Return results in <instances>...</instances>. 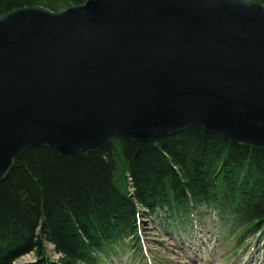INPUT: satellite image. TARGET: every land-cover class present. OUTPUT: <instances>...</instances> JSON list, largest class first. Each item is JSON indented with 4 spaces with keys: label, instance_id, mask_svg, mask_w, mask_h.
Returning <instances> with one entry per match:
<instances>
[{
    "label": "water",
    "instance_id": "water-1",
    "mask_svg": "<svg viewBox=\"0 0 264 264\" xmlns=\"http://www.w3.org/2000/svg\"><path fill=\"white\" fill-rule=\"evenodd\" d=\"M192 128L264 149L262 1L86 0L0 15V182L32 148L73 156Z\"/></svg>",
    "mask_w": 264,
    "mask_h": 264
},
{
    "label": "trees",
    "instance_id": "trees-1",
    "mask_svg": "<svg viewBox=\"0 0 264 264\" xmlns=\"http://www.w3.org/2000/svg\"><path fill=\"white\" fill-rule=\"evenodd\" d=\"M86 0H0L54 11ZM262 1L264 0H252ZM215 212L236 239L264 234V149L200 128L151 141L119 136L103 149L63 156L32 148L0 182V264H100L118 243L140 240L144 218L174 229ZM60 255L49 256L48 245Z\"/></svg>",
    "mask_w": 264,
    "mask_h": 264
},
{
    "label": "rangeland",
    "instance_id": "rangeland-1",
    "mask_svg": "<svg viewBox=\"0 0 264 264\" xmlns=\"http://www.w3.org/2000/svg\"><path fill=\"white\" fill-rule=\"evenodd\" d=\"M160 216L144 218L140 240L118 243L114 252L102 256L100 264H264V234L238 240L227 225L219 223L215 212L205 208L200 220L181 231L170 225L164 212ZM48 253L55 260L60 256L50 244ZM33 261L31 253L23 263Z\"/></svg>",
    "mask_w": 264,
    "mask_h": 264
},
{
    "label": "bare ground",
    "instance_id": "bare-ground-1",
    "mask_svg": "<svg viewBox=\"0 0 264 264\" xmlns=\"http://www.w3.org/2000/svg\"><path fill=\"white\" fill-rule=\"evenodd\" d=\"M30 256V255H29ZM254 258V257H253ZM25 259H28V255H26V256H24V258L22 257L21 259H19L17 262H16V264H22L23 263V261L25 260ZM251 263V262H250ZM191 264V263H190Z\"/></svg>",
    "mask_w": 264,
    "mask_h": 264
}]
</instances>
